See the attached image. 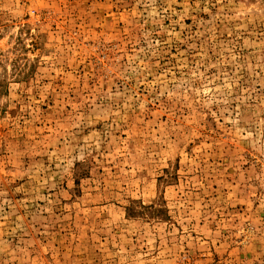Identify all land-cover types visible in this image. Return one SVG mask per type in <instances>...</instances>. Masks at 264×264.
I'll use <instances>...</instances> for the list:
<instances>
[{
	"label": "rangeland",
	"instance_id": "obj_1",
	"mask_svg": "<svg viewBox=\"0 0 264 264\" xmlns=\"http://www.w3.org/2000/svg\"><path fill=\"white\" fill-rule=\"evenodd\" d=\"M0 264H264V0H0Z\"/></svg>",
	"mask_w": 264,
	"mask_h": 264
}]
</instances>
